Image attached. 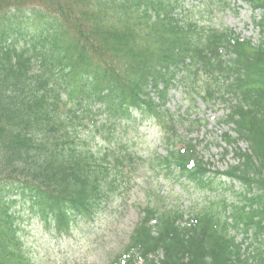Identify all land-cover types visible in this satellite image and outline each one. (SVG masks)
<instances>
[{
  "label": "trees",
  "instance_id": "1",
  "mask_svg": "<svg viewBox=\"0 0 264 264\" xmlns=\"http://www.w3.org/2000/svg\"><path fill=\"white\" fill-rule=\"evenodd\" d=\"M35 1L0 16V264H35L25 203V216L62 237L147 167L176 169L174 181L186 177L202 198L183 208L155 193L105 264H264V42L204 24L186 0ZM247 1L263 32L264 0ZM179 86L188 104L174 112ZM197 99L226 108L218 122L235 162L214 176L187 137L204 125L192 118ZM150 121L162 155L115 138L121 123ZM96 137L107 145L93 149Z\"/></svg>",
  "mask_w": 264,
  "mask_h": 264
},
{
  "label": "rangeland",
  "instance_id": "2",
  "mask_svg": "<svg viewBox=\"0 0 264 264\" xmlns=\"http://www.w3.org/2000/svg\"><path fill=\"white\" fill-rule=\"evenodd\" d=\"M29 1L31 0H18L17 4L26 5ZM227 1L230 9H214L213 4L210 5L208 0H187L184 7L190 8L191 16L198 18L201 22L233 27L235 32L240 33V37L252 38L253 42L258 41L261 33L252 22V17L258 18V13H251L248 4L241 0ZM0 2H3L0 5L4 10L7 4L15 3L14 0H0ZM183 94L181 86L171 90L168 104L171 111L177 110L179 106L181 110L186 108L188 103ZM197 106L199 108L196 111L197 115L205 119L207 123L197 135H192L201 140L198 149L204 160L209 162L211 169L223 170L232 162L231 154L222 158L221 135L227 127L217 123V119L225 112L224 105L219 103L215 109H209L197 99ZM120 128L126 132V135L123 138L122 134H119L115 138L121 141L128 139L130 149L137 154L147 157L153 155V152L163 153V148L159 146V133L156 126L138 125L134 130L133 127L124 124ZM79 134L82 135L81 132ZM82 139H84L83 136L80 140ZM96 140L90 143L93 149L107 145V143H100L97 137ZM240 146L245 148L244 143H240ZM135 175L137 179L132 182L127 191H122L117 197L102 202L101 213L95 221L78 224L65 236L56 237L36 220L23 216L22 220L27 223L23 229V240L32 261L35 264H105L108 256L121 250L127 240L128 232L137 221V205L145 204L147 199H151L152 192L169 195L166 202H158V204L175 202L180 203L183 208L188 207L199 195L193 191V186L189 187L186 183L173 182L162 176L155 177L151 173L140 170L135 172ZM145 190H149V194Z\"/></svg>",
  "mask_w": 264,
  "mask_h": 264
}]
</instances>
